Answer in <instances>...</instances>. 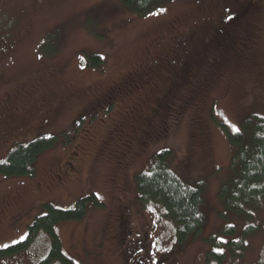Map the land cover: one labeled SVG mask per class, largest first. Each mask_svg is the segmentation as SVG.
Masks as SVG:
<instances>
[{
  "label": "rangeland",
  "instance_id": "obj_1",
  "mask_svg": "<svg viewBox=\"0 0 264 264\" xmlns=\"http://www.w3.org/2000/svg\"><path fill=\"white\" fill-rule=\"evenodd\" d=\"M161 4L136 15L119 0H0V102L10 100L0 106V161L16 143L43 135L57 140L34 161L33 175L0 174V248L25 238L44 203L68 208L95 194L101 205L90 200L80 219L53 225L61 251L77 264H132L128 258L141 252L128 243L124 254V221L134 237L150 226L143 254L155 264H214L205 256L214 249L224 255L221 264H264V205L248 220L218 196L232 174L226 130L264 115V0ZM249 4L254 10L242 17L239 10ZM227 6L242 19L205 48L208 21L219 23L217 11ZM194 25L192 43L169 62L176 58L172 34ZM95 54L103 61L94 67L88 57ZM176 67L174 98L153 117ZM148 116L158 127L142 136ZM166 148L177 178L202 181V228L181 244L162 205L144 207L136 192L135 176ZM248 221L258 230L233 260L217 244L240 237ZM48 244V236H38L0 264H37Z\"/></svg>",
  "mask_w": 264,
  "mask_h": 264
},
{
  "label": "trees",
  "instance_id": "obj_2",
  "mask_svg": "<svg viewBox=\"0 0 264 264\" xmlns=\"http://www.w3.org/2000/svg\"><path fill=\"white\" fill-rule=\"evenodd\" d=\"M120 2L134 14L144 15L152 6L159 5L163 0H120ZM88 60L94 67L99 66L103 61L98 54L89 56ZM222 125L225 128V124ZM226 132L229 143L234 146L229 163L232 174L220 187L218 196L224 200L227 210L245 215L250 220L255 211L264 205V115L253 113L242 119L239 131L226 130ZM56 141L55 135H43L27 143H16L7 152L6 158L0 161V174L7 177L33 175L34 161L43 150L52 147ZM170 152L169 148L156 152L149 163V170L135 176L136 192L138 202L144 207L147 203L162 205L166 215H170L175 224L176 241L181 244L190 234L201 231L203 216L199 208L203 202L202 181L188 184L177 178L167 164V156ZM90 200L96 205H101L95 194L79 197L68 208L54 206L50 202L44 203V213L35 216L27 228L25 238L0 248V258L24 251L30 244L32 246L36 242L38 236L46 235L49 244L46 253L37 264L53 262L77 264L61 251V243L53 225L59 220L80 219ZM258 227L259 223L255 225L254 222L248 221L240 237L218 244L214 241V243L218 246L226 245L230 258L238 260L243 257V252L248 246L244 241L245 237L255 233ZM230 231L234 232L232 228ZM210 238L212 239V236ZM205 256L208 262L214 264H221L224 260L223 253L215 249L207 251Z\"/></svg>",
  "mask_w": 264,
  "mask_h": 264
},
{
  "label": "flooded vegetation",
  "instance_id": "obj_3",
  "mask_svg": "<svg viewBox=\"0 0 264 264\" xmlns=\"http://www.w3.org/2000/svg\"><path fill=\"white\" fill-rule=\"evenodd\" d=\"M120 1V0H119ZM169 1V0H168ZM167 1H164V3ZM121 3V2H120ZM163 3V4H164ZM123 5V3H122ZM160 5H162L161 3L159 5H154L151 7V9L149 10H153L156 7H159ZM124 6V5H123ZM125 7V6H124ZM127 8V7H125ZM238 8H239V4H238ZM128 9V8H127ZM129 10V9H128ZM224 12H221L220 10H218L217 15H219L218 17H216L217 21L219 23L214 22V20H210L209 22V29H205L207 35L205 37V40H209L208 42L205 43V48L207 47H212V43L214 42V40H216L218 38V35L216 34V32H221V35L226 33L224 30L227 28V25L230 26H235L238 23V20H241L242 18H240L239 16H235L233 11L231 10L228 6L224 9ZM230 10V11H229ZM253 6H251L250 4L246 7H243L242 10H239V14L244 17L246 15H249L252 11H253ZM130 11V10H129ZM236 27V26H235ZM196 25H194L193 28H189V33L187 34L186 29L183 30V32H178L175 31V33L172 34L171 38L175 37L174 40V44H172L170 53L174 54L175 57L177 55V53L180 50H183V48L186 46V44H191L192 40L195 36L194 32L196 31ZM234 27H231V29ZM187 29V30H188ZM230 34V32L228 33ZM179 35V36H178ZM198 36V35H197ZM185 38L184 42L182 43L180 41V39ZM214 39V40H213ZM170 49V48H169ZM176 58H173L172 61H169L171 63H176ZM177 60H180L179 58ZM152 64H155V61L152 62ZM178 64L181 66V63L178 62ZM179 66V67H180ZM179 67H176L177 70L173 71V73L171 74L170 77V82H168V86L165 88V91H163V93L161 94V96H159L157 102L158 105L156 107L153 108L151 115H153V117H158L161 115V108L162 109H166L170 106V102L171 100H173L174 98V94H175V87L178 85L179 79L177 77L180 76V74L178 75L179 72ZM89 102H91L90 100L86 103L88 104ZM10 103V100H5L0 102V106L2 107L3 105H8ZM101 109L104 107V105H108V103H101ZM113 105V104H112ZM153 118L151 116H148L141 127V133L142 136H146L150 134V131H155L157 130V125H155L153 122ZM121 229H120V243L124 249V254H126V252L128 251V243H134V245L138 244V252H141V255L139 257H129V260H132V264H155V260L153 261V263L151 261L148 260L147 256L144 255L143 253L148 251V245L150 243V239H149V233H150V226L147 230H143V232L138 233V235L136 237H134L131 233V230L129 228V226H127V224L124 221V224L121 225ZM141 236V239L138 238ZM136 240V241H135ZM129 252V251H128ZM136 260V262L134 261ZM53 264V263H50Z\"/></svg>",
  "mask_w": 264,
  "mask_h": 264
},
{
  "label": "snow or ice",
  "instance_id": "obj_4",
  "mask_svg": "<svg viewBox=\"0 0 264 264\" xmlns=\"http://www.w3.org/2000/svg\"><path fill=\"white\" fill-rule=\"evenodd\" d=\"M83 59V58H82ZM236 131H239V129H236Z\"/></svg>",
  "mask_w": 264,
  "mask_h": 264
}]
</instances>
